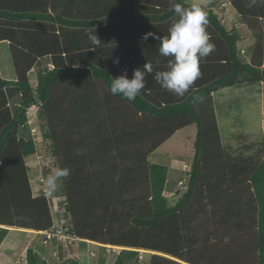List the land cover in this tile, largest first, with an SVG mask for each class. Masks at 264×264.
<instances>
[{"label": "trees", "instance_id": "obj_1", "mask_svg": "<svg viewBox=\"0 0 264 264\" xmlns=\"http://www.w3.org/2000/svg\"><path fill=\"white\" fill-rule=\"evenodd\" d=\"M2 1L0 41H9L17 79L8 80L0 74V244L9 233L7 227L50 232L55 226L50 201L46 196L34 195L28 176L26 158L36 152L35 142L19 136L21 126L27 123V110L36 105L51 125L44 137L53 142L51 151L58 158L57 165L70 169L60 188L67 198L65 229L83 243L89 240L103 248L122 246L113 255L112 264H141V249L153 252L150 264H264V157L247 177L250 198L246 197L244 185L234 193L227 186L220 189L221 194L227 190L234 196V205L244 197L242 204L249 213L224 221L229 202L218 207L215 198L213 205L222 213L218 220L222 219L225 227L216 226L213 233L209 222L199 223L197 217L208 202L207 188L203 186L205 163L223 156L218 128L207 123L200 104L211 102L212 94L222 87L263 85L264 5L247 7L248 0H231L254 40L250 61L239 53V36L227 28L210 4H204L207 27L219 48V58L210 62L213 69L202 71L183 98L147 80L141 94L129 102L109 91L112 77L119 76L115 60L112 62L114 54L104 48L90 49L88 35L82 36L79 28L92 30L126 16L164 24L175 19L169 11L172 5L189 7L187 0H37V4ZM97 10L103 11L101 15ZM152 39L140 42L148 45ZM72 51H89L97 58L88 62L85 53L72 55ZM168 59L161 58L159 66L165 68ZM219 61L224 62L225 69L220 68ZM32 68L36 85L28 79ZM204 75L211 80L206 81ZM11 87L20 95L13 112L9 102ZM217 103L223 104L219 100ZM193 124L198 127L188 187L172 204L164 194L169 167L151 162L150 155L178 130ZM237 177L234 174L231 180ZM112 184L116 191L110 196ZM197 195L204 198L195 208L193 199ZM206 225L208 234L202 236ZM26 264L81 261L68 258L47 262L30 247Z\"/></svg>", "mask_w": 264, "mask_h": 264}, {"label": "rangeland", "instance_id": "obj_2", "mask_svg": "<svg viewBox=\"0 0 264 264\" xmlns=\"http://www.w3.org/2000/svg\"><path fill=\"white\" fill-rule=\"evenodd\" d=\"M187 1L190 4H210V0ZM215 1L216 0H212V3ZM220 1L221 10L218 12L221 16L223 10L225 9V13L227 15V17L224 18L226 26L231 31H234L235 35L239 36L238 47L240 48L239 53L241 57L246 61H250L254 51V43H251L252 45H250L247 41V37L251 36L249 35V29L248 33H246L243 28L237 29L238 23L232 18L235 17L237 19L235 14L238 15V13L232 7L231 0ZM222 16L224 15L222 14ZM126 17H128L129 20L132 16ZM173 20L174 19L170 21L169 25H166L165 29L170 27ZM127 26L128 25H125V27ZM154 30L157 32L156 29ZM207 32L211 37V42L215 44L216 48L210 56L201 61V72L206 69H213L210 65V61L216 62L215 59L219 58V54L217 53V51L219 52V48L217 42L215 41L216 38L209 27H207ZM131 37L133 38L128 37L124 38V40L115 38L109 40L111 45L116 44V41H120L117 44L118 46H126L127 43H130V45L135 48L133 50H125L123 49L124 47L119 46L122 51L124 50L123 53L121 51V57L123 59L121 62L119 59L120 65L118 63L117 65L114 63L117 74L122 75L126 71L128 78L132 77L134 69L142 68L146 62L153 63V68L155 70V67H158L155 61L160 58H165L159 55L158 49L160 43L158 41L152 39V43L146 45L148 48L145 49L144 52H141L135 51L137 46H142L138 45L140 44L139 38L135 39V35ZM0 43H2L0 44V49L5 48L4 55L0 52L2 77L8 80H16L17 72L14 68L11 49L5 43ZM245 45L248 46L244 47ZM119 47H114V49H118ZM249 54H251L250 57ZM118 57L119 54L116 53L115 57H112V62ZM219 62L221 63L220 68L225 69L222 65L224 62ZM27 74L28 79L32 82V84L36 85L37 77L35 69H30ZM146 75L145 81H155L154 73ZM205 80L209 81L211 78L205 75ZM204 83L206 82H202L200 84ZM9 90L10 108L13 112L14 108L20 102V95L13 87ZM224 92L225 94H222L221 92L219 95H212L210 98L211 102H203L200 104V111L207 117V123H214L218 128L221 151L223 155L222 159H215L213 157L211 160L207 159L205 163V166H207V168H205L206 182L203 183V186L205 185V188H207L205 190L207 191L208 202L206 203V209L204 212L199 215L197 214V217L200 218L199 223L208 221L211 226L209 231L213 233H215L216 230L213 227H225L223 220H218L222 216V213L219 212L221 211V208H218L219 206L225 205L229 202V207L224 213V221H226V218H228L229 221L231 219L240 218L244 215V213L250 212V210H246V205L242 204L244 203V197L242 199H238V202L234 205L231 202L234 196L227 190L230 189L231 193H234L235 191H238V185H240L241 188H243L244 185L246 197L250 198L252 190L249 183H247V177L251 170L257 166L260 163L259 161L264 157V83L263 85L255 88L250 86L236 87L234 90L230 91V94L229 92H227V94L226 91ZM219 98H225L223 99L225 101L222 105L217 103L218 100L221 101ZM41 112L42 109L36 105H32L27 110V123L24 126H21L19 136L25 140L32 138L35 142L36 152L26 158V164L29 166L28 176L31 181V187L34 195L46 196L50 201L55 226L50 231L52 234L50 237H48L45 231L35 232L34 230L35 233H29L26 235L25 233L22 234L14 231L12 236L10 235V238L17 237L16 239L18 240H16V242H18L19 245H2L0 247V264H26V253L30 247L37 250V252L47 262H61L64 259L77 258L81 261V264H112L113 255L118 254L123 248L122 246L105 245L103 248L101 247L103 245L94 241L86 240L87 242L83 243L79 238L68 240L63 239L60 235L64 233L69 234L67 229H65V226H67V218L63 216L65 212L64 203L67 202V198L65 194H62L63 190L60 189L63 185V181H61V187L55 194L49 196L45 191L44 180L58 166V158H56L51 151V147L53 146L52 140L44 137V134L47 131L50 132L51 125H49L48 121L44 118V115H42ZM197 127V124H193L178 130L170 139L162 143L159 148L150 155L151 162L172 166V169L168 172L169 179L167 175V183L165 187L167 190L166 196L172 204L181 196V194L185 192L188 187L191 163L195 155ZM210 167H212L211 170ZM234 174H237L238 177L235 178V181H232L231 178ZM104 175L106 176V173ZM112 186L113 189H110V196L114 195L116 191V186L114 184H112ZM215 186H217L216 191ZM220 186H227V190L224 191L223 194H221L218 189ZM173 191H176L178 194H174ZM104 192L107 194V190H104ZM215 196L218 202V207H214L212 204V201L215 200ZM201 198H204V196L197 195L194 197L193 205L195 208L198 206V202ZM247 198L246 201L248 203V207H251V201L249 202ZM68 218H71L70 214L68 215ZM188 225H191V223H188ZM236 225L238 226V223H236ZM239 229L240 232H242V227L239 226ZM59 230L61 233H59ZM228 230L229 229L227 227L225 232L226 239L229 238ZM201 234H203L202 236H206L208 234V226ZM7 248L10 249L9 252H7ZM144 252L145 251L143 250L141 251V264H150L151 256L145 257ZM3 253H8V255L4 256Z\"/></svg>", "mask_w": 264, "mask_h": 264}, {"label": "clouds", "instance_id": "obj_3", "mask_svg": "<svg viewBox=\"0 0 264 264\" xmlns=\"http://www.w3.org/2000/svg\"><path fill=\"white\" fill-rule=\"evenodd\" d=\"M257 4L264 5V0H248L246 6L253 7ZM205 7L206 5L201 3H193L189 7L174 3L169 11L175 14V19L168 28V35L158 36L155 32H147L142 37L145 41L149 37L158 40L159 55L169 58L163 70L155 71V81L164 90L181 98L200 78L201 61L210 56L216 48L207 32L209 20ZM87 35L92 45L90 49L101 46L102 41L95 32H89ZM114 63H119V59L117 58ZM155 63L159 65L160 61L156 60ZM153 72L151 62H146L142 68L134 69L131 78H128L125 71L122 75L112 77L109 91L114 96L118 95L132 102L145 88L146 74ZM69 175L70 169L57 166L44 180L46 194L49 196L55 194L61 187V181Z\"/></svg>", "mask_w": 264, "mask_h": 264}, {"label": "crops", "instance_id": "obj_4", "mask_svg": "<svg viewBox=\"0 0 264 264\" xmlns=\"http://www.w3.org/2000/svg\"><path fill=\"white\" fill-rule=\"evenodd\" d=\"M11 1H14L15 3H18L19 4V2L18 1H20L21 2V4L22 3H29V4H32V3H36V2H39V1H37V0H11ZM207 1V0H206ZM2 2H4V0L2 1ZM210 5L213 7V10L219 15V17L222 19V21L224 22V24L226 25V23H225V20H224V18H226L227 17V15H226V11H225V9L223 10V12H222V14L224 15V16H222V14H221V16H220V13L218 12V11H220L221 10V8H220V3H221V1L220 0H216L215 2H213L212 3V0H210ZM214 5H212V4ZM37 4V3H36ZM80 5H79V8L78 9H80ZM102 9V8H101ZM99 10H97V14H100L101 15V13L103 12L102 10L101 11H99ZM231 15V14H230ZM236 15V17H237V19L234 17V18H232V19H234V21H236L237 23H238V27H237V29L238 28H243L244 30H245V32L246 33H248V27H247V25L245 24V23H243L242 21H241V18H240V16L239 15H237V14H235ZM128 21H129V24H128ZM169 23H170V21L169 22H167V23H165L164 25H160V24H153L152 25V23H148V22H142V21H140V20H138L137 18H135V17H131V19H129L128 20V17H124V18H118V19H114V20H112L109 24H107V25H104V26H102V25H100V26H96L94 29H92V30H85V28H79V32L82 34V36H84V34H88L89 32H95V34L100 38V40L102 41V44H101V46L99 47L100 49L101 48H104V50L106 51V52H108V53H110V54H114V56H115V54L116 53H118L119 54V57H118V59H120V62H121V60L123 59L121 56H122V53L124 52V50L122 51V49L120 48V47H124L123 49H125V50H133V49H135L133 46H131V45H126V46H118L117 44L120 42V41H116L117 43L116 44H110L109 43V40L110 39H115V38H119V39H122V40H124V38H128V37H130V38H133V37H131V36H133V35H135V39L136 38H139V40H143L142 39V37H143V34L144 33H147V32H155V30L154 29H156V31L157 32H155L158 36L160 35V34H166V35H168V28H166L165 29V27H166V25H169ZM125 25H128L127 27H125ZM154 27V28H153ZM165 29V30H164ZM160 30H161V32H160ZM239 31V30H238ZM250 32V31H249ZM249 35H250V33H249ZM85 37V36H84ZM66 39V38H65ZM77 39L80 41V38L79 37H77ZM145 41V40H144ZM247 41H248V43H250V45H252L251 43H254V40L252 39V37L251 36H248L247 37ZM0 42H3V43H5L6 45H8L9 46V41H0ZM80 42H82V44H85L86 42L85 41H80ZM79 42V43H80ZM0 44H2V43H0ZM81 44V43H80ZM81 44V45H82ZM138 45H142V46H137V49L135 50V51H141V52H144V50L145 49H147L148 47H146V45L145 46H143L144 45V42H140V44H138ZM248 45H245L244 47H247ZM84 47V46H83ZM114 47H119L118 49H114ZM5 48L4 49H0V52L2 53V55H4L5 54ZM121 51H122V53H121ZM85 53V55H86V57H87V61L89 62V61H94V60H96V58H97V56H96V54H91V53H89V51H86V52H82V51H77V52H75V51H72V55H81V54H84ZM88 53V54H87ZM63 55H65V54H63ZM250 55L251 54H249V57H250ZM252 57V56H251ZM77 59H79V58H77ZM116 59V58H115ZM161 59V58H160ZM159 59V60H160ZM210 62H212V61H210ZM162 69H164L162 66H159L158 65V67H156L155 68V71H159V70H162ZM155 71L153 72V73H155ZM2 73V70H1V65H0V74ZM1 76H2V74H1ZM205 76V75H204ZM236 87H222V88H220L219 90H217V91H215L214 92V94H212V95H219V93H221L222 92V94H225V92L224 91H226V94H227V92H229V94H230V91H232V90H234ZM224 90V91H223ZM220 100H221V102H224L225 100H223V99H225V98H223V99H221V98H219ZM168 167H169V171L172 169V166L171 165H168ZM168 179H169V174H168ZM219 186V185H218ZM240 187V189H241V186L240 185H238V187H237V189ZM216 188H217V186H215V191H216ZM177 189V188H176ZM175 189V190H176ZM219 189V191H220V189H221V186H220V188H218ZM239 189V190H240ZM173 193L174 194H177V192L176 191H173ZM215 193V192H214ZM164 194H165V196H166V194H167V190L165 189V191H164ZM215 198H216V196H215ZM243 198V197H242ZM212 204H215V202H214V200L212 201ZM213 206V205H212ZM7 228H9V233H8V235L6 236V238L4 239V241H3V243L0 245V247L2 246V245H6V246H14V245H19V243L18 242H16V240H18V239H16L17 237H15V238H10V235L12 236V233L14 232V231H16L17 233L19 232V233H22V234H24L25 233V235L26 234H29V233H35L34 232V230H32V229H24V228H13V227H7ZM213 228H215V227H213ZM211 230V229H210ZM16 236V235H15ZM10 239V240H9ZM8 249V248H7ZM11 249H13V248H11ZM10 251V249H8V251L7 252H9ZM13 253V252H12ZM4 254V256H7L8 255V253L6 254V253H3ZM152 254H153V252H150V251H145L144 252V255H145V257H150V256H152ZM182 264H190V263H188V262H184V261H182Z\"/></svg>", "mask_w": 264, "mask_h": 264}, {"label": "built area", "instance_id": "obj_5", "mask_svg": "<svg viewBox=\"0 0 264 264\" xmlns=\"http://www.w3.org/2000/svg\"><path fill=\"white\" fill-rule=\"evenodd\" d=\"M45 233L48 235V237H50L52 234H51V232H49V231H45ZM59 233H61V231L59 230ZM62 237H63V239H68V240H71V239H78V237H76L75 235H73V234H68V233H64V234H60Z\"/></svg>", "mask_w": 264, "mask_h": 264}]
</instances>
